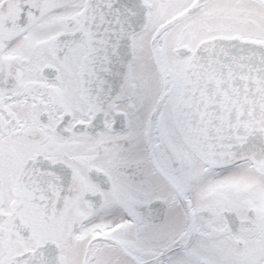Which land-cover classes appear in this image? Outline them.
Returning <instances> with one entry per match:
<instances>
[{
  "label": "snow or ice",
  "instance_id": "obj_1",
  "mask_svg": "<svg viewBox=\"0 0 264 264\" xmlns=\"http://www.w3.org/2000/svg\"><path fill=\"white\" fill-rule=\"evenodd\" d=\"M0 264H264V0H0Z\"/></svg>",
  "mask_w": 264,
  "mask_h": 264
}]
</instances>
